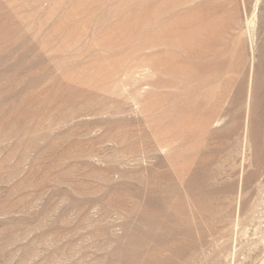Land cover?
Wrapping results in <instances>:
<instances>
[{
    "label": "rangeland",
    "instance_id": "1",
    "mask_svg": "<svg viewBox=\"0 0 264 264\" xmlns=\"http://www.w3.org/2000/svg\"><path fill=\"white\" fill-rule=\"evenodd\" d=\"M258 76L264 0H0V264H264Z\"/></svg>",
    "mask_w": 264,
    "mask_h": 264
},
{
    "label": "bare ground",
    "instance_id": "2",
    "mask_svg": "<svg viewBox=\"0 0 264 264\" xmlns=\"http://www.w3.org/2000/svg\"><path fill=\"white\" fill-rule=\"evenodd\" d=\"M263 78V77H261ZM264 83V82H263ZM262 92H264V84H262L261 80H260V77L258 76V79H257V87H256V98L258 97L259 94H261ZM258 100V99H257ZM258 103V101H257ZM260 105V104H259ZM261 105L263 106L264 103H263V100H261ZM257 107V106H256ZM257 109V108H256ZM259 158V157H258Z\"/></svg>",
    "mask_w": 264,
    "mask_h": 264
}]
</instances>
